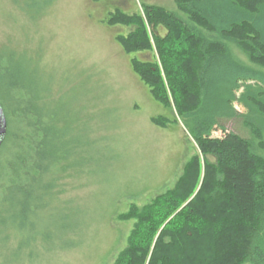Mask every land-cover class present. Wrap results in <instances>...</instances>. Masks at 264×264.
Masks as SVG:
<instances>
[{
    "label": "rangeland",
    "instance_id": "obj_1",
    "mask_svg": "<svg viewBox=\"0 0 264 264\" xmlns=\"http://www.w3.org/2000/svg\"><path fill=\"white\" fill-rule=\"evenodd\" d=\"M142 4L182 16L175 0H0V99L8 128L24 126V118H11L14 108L26 115L45 105L55 129L41 153L59 146L54 183L20 179L0 164V264H113L134 222L119 215L172 188L196 151L181 120L172 121V110L133 67L134 58L154 57L160 66L156 51L126 52L117 36L135 26L107 22L117 9L142 12ZM153 117L169 122L161 126ZM225 128L251 136L236 117ZM8 148L12 162L30 154L14 142ZM41 156L42 165L52 162Z\"/></svg>",
    "mask_w": 264,
    "mask_h": 264
},
{
    "label": "trees",
    "instance_id": "obj_2",
    "mask_svg": "<svg viewBox=\"0 0 264 264\" xmlns=\"http://www.w3.org/2000/svg\"><path fill=\"white\" fill-rule=\"evenodd\" d=\"M175 2L182 16L142 4V12L117 9L107 20L135 26L117 36L126 52L156 51L160 66L154 57L134 58L133 67L196 145L172 188L119 215L134 222L113 264H264V154L257 150L259 145L264 151V0ZM159 26L164 35L156 32ZM4 90L0 82V97ZM45 107L26 115L22 108L12 110L11 118H24V126L8 128L0 164L14 167L20 179L48 177L54 183L59 146L41 153L55 129ZM235 117L250 137L226 131L225 123ZM152 119L161 126L169 122ZM218 129L222 137L213 136ZM8 142L30 154L12 162ZM41 154L52 162L42 165Z\"/></svg>",
    "mask_w": 264,
    "mask_h": 264
},
{
    "label": "water",
    "instance_id": "obj_3",
    "mask_svg": "<svg viewBox=\"0 0 264 264\" xmlns=\"http://www.w3.org/2000/svg\"><path fill=\"white\" fill-rule=\"evenodd\" d=\"M7 131H8L7 117L4 108L0 103V147L6 137Z\"/></svg>",
    "mask_w": 264,
    "mask_h": 264
}]
</instances>
